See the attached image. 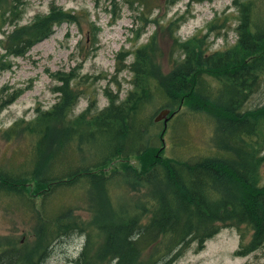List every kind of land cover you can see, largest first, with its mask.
<instances>
[{"label": "trees", "instance_id": "obj_1", "mask_svg": "<svg viewBox=\"0 0 264 264\" xmlns=\"http://www.w3.org/2000/svg\"><path fill=\"white\" fill-rule=\"evenodd\" d=\"M153 1L94 0L113 6L138 4L149 11ZM20 2L14 0V10ZM233 6L237 9L233 44L208 53L197 36L185 41L175 38L171 54L179 51V57L171 61L166 77L157 78L149 62L151 39L124 67L132 75V89L121 99L105 88L107 105L101 109L91 100L75 114L79 101L78 86L71 84L75 76L51 75L59 84L53 89L58 95L54 105L47 110L36 108L32 121H20L6 133L9 139L17 133L35 139L20 171L0 167V193L17 206L25 203L22 210L35 225L33 244L0 248V264H43L56 242L72 236L81 240L74 264H174L192 245L200 252L208 240L229 227L250 231L247 243L240 233L236 256L264 247V102L246 106L264 84V0H234ZM182 22V18L173 22L174 32ZM63 23L74 24L76 17L57 8L35 16L29 26L15 23L6 55L24 57ZM91 26L94 48L99 30ZM6 68L0 65V71ZM155 92L162 94L167 109L183 105L190 113L213 120L220 138L211 155L159 159L163 136L170 129L167 123L180 113L166 124L160 121L162 129L156 125L155 117L145 112ZM22 93L14 90L0 98V114ZM130 157L141 159L140 172L125 167L121 172L103 173L112 160ZM114 179L123 190L136 194L137 199L128 202L132 204L126 205L127 200L120 206L112 203L107 190ZM28 183L34 187L32 195L23 193ZM75 186L96 203L87 223L73 216L71 209L53 212L49 207L56 193ZM161 241L165 248L154 257L153 249Z\"/></svg>", "mask_w": 264, "mask_h": 264}, {"label": "rangeland", "instance_id": "obj_2", "mask_svg": "<svg viewBox=\"0 0 264 264\" xmlns=\"http://www.w3.org/2000/svg\"><path fill=\"white\" fill-rule=\"evenodd\" d=\"M20 1L22 4L18 3L14 10V0H0V65L7 66L0 71V90H3L0 98L5 99L6 94L14 90L23 91L0 114V167L7 169H22L35 139L21 137L20 133L9 139L6 133L20 121H32L36 108L47 110L54 105L58 95L53 89L59 84L51 77L52 74L71 73L75 76L71 84L78 86L75 92L79 94V101L74 113L79 114L91 100L98 102V109L105 107V88L124 98L132 89V75L124 67L134 62L135 52L148 45L151 39L153 44L148 49L149 62L157 78L166 77L172 70L171 61L179 57V51L171 54L175 38L185 41L197 36L202 41L201 49L208 53L222 51L235 40L233 30L237 23V9L233 6L234 0H155L157 4L153 1L151 11L138 4L129 6L123 2L113 6L95 3L94 0ZM51 8L71 13L76 17V23H63L55 27L47 39L33 46L24 57L7 56L5 45L12 34L13 25L29 26L35 16L46 15ZM14 14L15 18L11 19ZM179 18L183 22L174 32L173 22ZM92 24L99 30L98 43L94 48ZM211 25L215 28L210 29ZM207 32H210V36ZM263 102L264 84L246 106L251 108ZM163 105L162 94L155 92L145 112L152 118L163 110H168V115L175 113L172 118L177 113L180 116L167 123L170 129L163 136V149L157 154L159 159L201 158L216 150L220 136L208 115L192 114L183 105L177 110L167 109ZM178 117V122H175ZM157 124L162 129L163 123ZM125 167L140 172L143 164L138 157L118 158L102 170L108 174L121 172ZM116 179L109 183L107 190L112 203L120 206L119 202L127 200L126 205L132 204L128 202L135 201L136 194L123 190ZM25 190L23 193L32 195L29 193L34 192V187L28 183ZM144 192L141 189L142 195ZM24 204L18 203L17 206L15 200L0 193V248L33 244L35 221L22 210ZM49 207L53 212L71 209L73 216L87 223L96 210V203L89 201L80 186H75L56 193ZM240 233L244 234V242L247 243L250 231L246 227H240L239 231L223 228L205 243L202 251L197 252L192 245L174 264H264V247L245 257L235 255L240 245ZM80 248L81 240L77 236L60 240L54 244L43 264H74ZM164 248L165 242L161 241L153 249V256H160Z\"/></svg>", "mask_w": 264, "mask_h": 264}, {"label": "water", "instance_id": "obj_3", "mask_svg": "<svg viewBox=\"0 0 264 264\" xmlns=\"http://www.w3.org/2000/svg\"><path fill=\"white\" fill-rule=\"evenodd\" d=\"M169 111L168 110H163L157 115L154 119L155 122H160L163 121L164 124H166L167 120L173 116V114L168 115Z\"/></svg>", "mask_w": 264, "mask_h": 264}]
</instances>
